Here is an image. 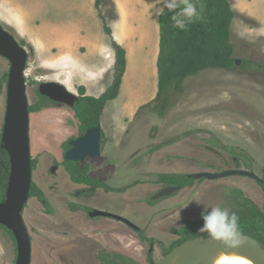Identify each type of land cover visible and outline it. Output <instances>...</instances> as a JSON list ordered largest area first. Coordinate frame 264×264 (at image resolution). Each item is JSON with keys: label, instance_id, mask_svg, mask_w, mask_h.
Instances as JSON below:
<instances>
[{"label": "rangeland", "instance_id": "374dc122", "mask_svg": "<svg viewBox=\"0 0 264 264\" xmlns=\"http://www.w3.org/2000/svg\"><path fill=\"white\" fill-rule=\"evenodd\" d=\"M100 1L97 10L95 0L90 7L89 0H0L5 9L15 10L28 30L21 27L13 30L0 23L18 43L25 42L28 60L24 75L29 105L38 100L37 89L42 83L62 82L77 97L79 87L86 89V95L95 97L91 92L103 94L111 85L113 64L107 65L105 60L92 62V50L86 51L79 43L75 52L84 54L80 59L86 65L81 74L74 72V67L72 70L51 66L54 55L58 54L52 48L53 23L63 22L66 29L81 27L86 35L92 36V42L103 38L105 26L111 29L115 10L110 0ZM139 1L141 5L146 3ZM160 1L155 0L145 10L153 13L156 2ZM230 3L235 13L231 43L239 65L228 71H203L187 79L182 93L173 97L166 107L155 100L157 81L153 92L152 82L139 69L138 81H126L122 95V99L132 101L121 106L116 98L106 104L100 124L101 156L81 163L89 167L94 179L114 188L128 187L124 192L98 190L87 195L81 191L82 186L69 179L62 165L64 144L79 135L72 108L60 104L30 115V153L35 160L32 183L43 191L53 211L48 214L37 199L31 198L22 212L31 239V264H102L98 259L101 253H117L140 264H149L150 257L156 264L177 239L179 227L200 219L203 206L231 210L235 202L229 199V191L240 190L258 207L264 205L260 185L242 176L195 180L191 187L155 200L154 204L147 202L162 189L156 184L160 174L242 169L260 179L263 176L264 0H230ZM133 8L137 13V7ZM3 13L0 8V19ZM41 24L45 28H37ZM105 36L111 47V37ZM89 65L94 69L86 72ZM9 68V62L0 57V138L6 110L3 78ZM93 71L99 75V85L90 89V81L84 80ZM147 90L149 95L155 93V97L140 100L142 105L137 108L136 100L140 96L143 99ZM223 146L236 149V157ZM4 165L0 158V176L6 173ZM72 205L77 208L73 210ZM86 209L126 219L137 230L115 219L91 218ZM140 234L153 240L152 246L141 241ZM15 260L13 242L0 228V264H15Z\"/></svg>", "mask_w": 264, "mask_h": 264}, {"label": "trees", "instance_id": "16d2710c", "mask_svg": "<svg viewBox=\"0 0 264 264\" xmlns=\"http://www.w3.org/2000/svg\"><path fill=\"white\" fill-rule=\"evenodd\" d=\"M192 2L197 5L200 18L194 19L193 22L187 25L185 30L174 26V22L171 19L175 14L174 11L165 9L164 14L159 15V53L156 63L157 97L155 100H159L162 107H166L173 97L182 93L184 81L187 79L197 76L203 71H228L236 66V60L233 56L234 49L231 43V24L235 13L230 0H192ZM100 4V0H95L94 5L97 10H99ZM104 32L111 37L110 28L105 26ZM19 43L22 47L25 46L24 41ZM110 45L114 51L113 81L111 85L99 97L86 95L84 87H79L78 89V101L72 107L77 123L78 137L83 136L89 128L101 124V117L106 104L115 100L119 94L126 69V52L112 38ZM242 65H244V62ZM262 71L264 72V68ZM7 80L8 73L5 74L3 82L6 84ZM37 96L38 100L33 105H29L30 115L57 104L41 96L38 89ZM69 141L64 144L65 153L70 149ZM222 148L233 157H236V149L228 146H223ZM62 165L68 173L71 182L77 186H82L83 190L81 191L87 193V195H93L98 190H103L106 193H120L128 188H114L105 182L94 179L90 175L89 167L82 165L81 162H69L63 158ZM31 166L33 170L35 167V160L33 159H31ZM248 166L251 168L252 162ZM4 170L6 173H3L0 178V202L3 201L5 196L9 173V163L6 156ZM261 179L262 182L259 185L264 196V169ZM194 182L195 180L189 178L188 175L176 173L160 174L156 180V184H160L162 188L168 186L180 187V190L191 187ZM136 184L139 183L136 182ZM228 196L231 201L235 202V206L229 212L236 213L239 218V233L255 239L264 248V205L258 207L240 190L229 191ZM31 198L37 199L48 214H53L49 200L43 191L33 183L29 199ZM147 202L149 204L155 203L150 198L147 199ZM75 208L77 207L72 205V209L75 210ZM86 210L87 212L91 211ZM202 223L201 216L198 220L185 222L177 230V239L170 244L164 254H168L173 248L186 241L206 234L199 231ZM0 228L9 235L16 250V243L12 233L1 225ZM140 239L151 246L154 243L153 240L142 234H140ZM98 259L102 264H140L129 257L117 253H101L98 255ZM148 261L149 264H155L150 257Z\"/></svg>", "mask_w": 264, "mask_h": 264}, {"label": "water", "instance_id": "95a60500", "mask_svg": "<svg viewBox=\"0 0 264 264\" xmlns=\"http://www.w3.org/2000/svg\"><path fill=\"white\" fill-rule=\"evenodd\" d=\"M0 57L9 64L6 110L1 135L0 148L7 153L9 160V175L5 196L0 202V225L9 230L16 243L15 264H31V239L24 223L22 212L29 201L32 185V166L30 153L29 103L26 96V70L28 53L15 38L0 25ZM239 65V61H235ZM41 96L54 103L66 105L70 108L78 101V97L71 93L63 84L56 82L42 83L38 86ZM101 125L89 128L86 133L69 141L70 149L64 159L69 162H83L87 158L94 159L101 156ZM230 176H242L261 183L262 179L254 173L245 170H229L221 173L198 172L188 175L194 180H217ZM180 187H163L150 199L152 201L171 196ZM91 218L104 217L125 223L134 230L137 227L110 213L90 211ZM240 243L234 248H227L222 243L212 241L206 234L186 241L173 248L156 264H212L216 256L222 251H236L251 258L255 264H264V248L253 238L239 233Z\"/></svg>", "mask_w": 264, "mask_h": 264}, {"label": "crops", "instance_id": "0c3cea01", "mask_svg": "<svg viewBox=\"0 0 264 264\" xmlns=\"http://www.w3.org/2000/svg\"><path fill=\"white\" fill-rule=\"evenodd\" d=\"M93 0H89L91 3L88 7L92 5ZM155 0H146V3L141 5L139 0H110V4L115 10V18L111 21V38L120 45L126 52V69L122 78V83L120 86L119 94L117 96L116 101H120L121 106L123 103H130L132 100H128L127 98L122 99V95L124 92L126 81H138L137 71L140 69L141 75L143 74L145 79L152 82L150 86L152 91L154 92L155 81H157V57L159 53V15H160V7L162 6L161 1L156 2L155 10H145V7L154 3ZM85 5V4H84ZM137 7V13H134V8ZM0 8L4 11L1 15L3 19H0V23L6 25L13 30L25 29L24 23L20 16L14 12H12L9 8L5 9L4 5L0 3ZM140 11L144 12V14H140ZM9 12L11 15H9ZM94 11H92V14ZM146 13V14H145ZM140 14V15H139ZM153 18V20H152ZM99 19H96L98 21ZM63 23V22H62ZM62 23H53L51 28V37H52V48L56 49L57 55L53 57V63L51 64L52 69L64 67L77 72L78 74L81 69L84 68V63L81 61V57L84 54L76 53L75 46L82 44L87 50H92L93 57L92 62L103 61L109 64L114 65V54L113 50L109 46L108 42H106L107 37L105 34L103 38H96L91 41L92 36L86 35L81 27H69V29L63 28ZM64 24V23H63ZM37 28H45L43 24L41 26H37ZM78 28V29H77ZM27 30V29H25ZM37 30V29H36ZM24 30L21 31L23 33ZM28 31V30H27ZM20 32V31H19ZM37 35V34H36ZM86 40V41H85ZM110 54V55H109ZM86 64V63H85ZM90 65L86 67L85 71L93 70ZM98 72L100 71L97 68ZM72 71V72H73ZM92 76L87 77L84 81H90L91 85H89L90 89L93 87H98L99 75L96 72H91ZM74 79V78H73ZM60 84H63L62 82ZM64 85V84H63ZM65 86V85H64ZM86 90V89H85ZM150 90H147L145 93V97L143 99L141 96L138 100L137 105L140 107L142 101H147L148 99L154 98L155 93L149 95ZM102 92H91V94L95 95V97H99ZM94 97V96H93ZM149 97V98H148ZM151 97V98H150ZM125 113L126 111H121ZM126 114V113H125ZM127 115V114H126ZM120 115V116H126Z\"/></svg>", "mask_w": 264, "mask_h": 264}, {"label": "clouds", "instance_id": "9594fccd", "mask_svg": "<svg viewBox=\"0 0 264 264\" xmlns=\"http://www.w3.org/2000/svg\"><path fill=\"white\" fill-rule=\"evenodd\" d=\"M161 4L160 14L163 15L165 9L174 11L171 19L174 26L181 30H185L194 19L200 18L197 5L192 0H161ZM201 220L203 223L199 231L207 233L212 241L220 242L229 249L240 243L239 218L236 213H230L219 206H203Z\"/></svg>", "mask_w": 264, "mask_h": 264}, {"label": "bare ground", "instance_id": "6f19581e", "mask_svg": "<svg viewBox=\"0 0 264 264\" xmlns=\"http://www.w3.org/2000/svg\"><path fill=\"white\" fill-rule=\"evenodd\" d=\"M255 264L254 261L241 252L222 251L220 252L212 264Z\"/></svg>", "mask_w": 264, "mask_h": 264}, {"label": "flooded vegetation", "instance_id": "af4514ba", "mask_svg": "<svg viewBox=\"0 0 264 264\" xmlns=\"http://www.w3.org/2000/svg\"><path fill=\"white\" fill-rule=\"evenodd\" d=\"M5 85H6V90H7V83ZM56 105H60V104L57 103ZM3 124H4V122H3ZM2 129H3V127H2ZM0 142H1V138H0ZM0 155H2V157H0V158H2V163H5L4 157L6 156L8 158V156H7V153L4 150H2L1 148H0ZM8 163H9V160H8ZM1 176H0V178H1Z\"/></svg>", "mask_w": 264, "mask_h": 264}]
</instances>
